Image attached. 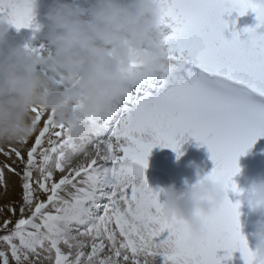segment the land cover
Listing matches in <instances>:
<instances>
[{
  "label": "snow or ice",
  "instance_id": "snow-or-ice-1",
  "mask_svg": "<svg viewBox=\"0 0 264 264\" xmlns=\"http://www.w3.org/2000/svg\"><path fill=\"white\" fill-rule=\"evenodd\" d=\"M160 2L161 23L170 30L169 73L154 95L151 81L129 74L133 83L113 118L104 125L93 120L92 151L83 160L74 163L79 144L67 128L38 108L27 152L0 147V154L23 165L20 172L3 165L19 177L21 203L15 221H0V264H152L157 255L163 264H228L236 252L243 264H254L241 233L240 200L226 196L204 220L206 238L193 244L186 227L161 214V189L148 186L145 172L153 148H169L179 159L191 138L210 154L214 166L207 178L226 193L243 195L233 180L238 160L264 138V38L242 42L236 21L230 29L225 17L251 10L257 23L244 31L264 33V11L250 0ZM33 3L0 0V19L38 32ZM0 187L7 192L3 169ZM6 207L17 214L12 204Z\"/></svg>",
  "mask_w": 264,
  "mask_h": 264
},
{
  "label": "clouds",
  "instance_id": "clouds-1",
  "mask_svg": "<svg viewBox=\"0 0 264 264\" xmlns=\"http://www.w3.org/2000/svg\"><path fill=\"white\" fill-rule=\"evenodd\" d=\"M250 2L264 11V0ZM36 7L34 0V19ZM161 17L160 0H95L87 19L81 7L68 0H51L44 14L46 36L35 47L39 51L9 44L13 25L0 19V144L26 142L36 131L33 109L38 108L64 125L79 152L87 154L89 137L97 130L93 120L104 125L113 118L133 83L130 73L141 81L168 75ZM237 33L248 45L264 38L259 28ZM160 195L161 214L186 227L192 243L198 244L207 235L204 220L228 193L205 175L193 186L170 184ZM242 196L250 212L261 218L254 224L251 251L254 264H264V179L253 180Z\"/></svg>",
  "mask_w": 264,
  "mask_h": 264
},
{
  "label": "rangeland",
  "instance_id": "rangeland-1",
  "mask_svg": "<svg viewBox=\"0 0 264 264\" xmlns=\"http://www.w3.org/2000/svg\"><path fill=\"white\" fill-rule=\"evenodd\" d=\"M51 0H36L37 7L35 9L36 15L34 22L35 24L39 25V31L33 32L32 29H20L17 31L14 27L9 30L7 35V41L9 44L15 45H29L31 47H38L43 41L46 36V21L44 20V14L47 10L48 5L50 4ZM80 2V1H79ZM72 3L74 6H77L78 3ZM85 2V3H84ZM94 0H82V3H79L81 7L84 17L88 18V11L91 7L94 6ZM118 3H124L126 0H117ZM89 3V4H88ZM85 4H87L85 6ZM85 8V9H83ZM89 9V10H88ZM87 10V11H85ZM86 12V13H85ZM86 15V16H85ZM229 21V27L231 29V22L233 20L236 21V30L239 31L245 27H254L257 23L255 19V13L249 10L244 16L240 17L237 14L232 13L230 17H225ZM243 21V22H242ZM243 23V24H242ZM241 24V25H240ZM241 27V28H240ZM168 32H166L167 34ZM226 38H230V32L225 33ZM39 37V38H38ZM38 38V39H37ZM37 39V40H36ZM39 41V42H38ZM38 42V43H37ZM6 50V49H5ZM151 84L154 86L151 89H148L150 94H155L156 88H158L161 84L159 79L151 80ZM36 133H34L29 139L27 145H20V144H0V147L5 149L9 147H17L22 150V152L26 153L28 148H30ZM189 142L193 143L192 139L189 138ZM207 149H204L203 152L205 153ZM88 151H92L91 145H88ZM169 148H153L151 154L148 157V168L145 172V177L148 183V186L155 190L166 188L170 184H175L177 188H182L183 185L193 186L198 182L200 177H203L211 172L213 168L212 161H208L203 159L198 154L188 155H181L179 159L173 158L169 152H171ZM166 157H164V156ZM246 158L244 162H238L239 167L241 168V172H244L247 167H257L260 168L262 164H264V138H260L255 145L247 152L245 155ZM176 157V154H175ZM181 158H184L181 161ZM84 159L83 153H78L74 159V163L79 162ZM164 161V162H163ZM180 162V163H179ZM4 164H8L14 167L17 172L22 171L23 165L15 159V156L12 155L11 158L0 154V169L4 171V177L7 184V192L3 187H0V193L5 195V200L3 203H0V208H3V212H0V221L5 218H10L13 221L19 217V205L21 203V188H20V180L19 177L13 173L7 171V169L3 168ZM179 164L182 167L185 176L179 177L177 171H182L179 169ZM59 174H57V177ZM181 179V180H180ZM161 180V181H160ZM245 189L243 191H247ZM229 199L235 203L237 200L241 201V208L239 209L242 215V226L245 227L246 224L254 225L257 220L261 219L259 216L250 212L249 207L244 201L243 196H236L233 193H228ZM41 199L44 197L41 196ZM160 203H163V196L160 195L159 197ZM12 204L17 208V214L13 216L7 209V205ZM27 214V212L25 213ZM247 216H251L250 219ZM246 223V224H245ZM2 234V233H0ZM223 251H219L217 256H222ZM152 264H163V258L159 255L152 259Z\"/></svg>",
  "mask_w": 264,
  "mask_h": 264
},
{
  "label": "bare ground",
  "instance_id": "bare-ground-1",
  "mask_svg": "<svg viewBox=\"0 0 264 264\" xmlns=\"http://www.w3.org/2000/svg\"><path fill=\"white\" fill-rule=\"evenodd\" d=\"M80 1V2H79ZM68 2L70 3H82V0H68ZM95 2V0H94ZM94 2H91V5L92 3ZM78 5L80 6L81 4ZM85 3V2H84ZM89 4V3H88ZM77 5V6H78ZM87 4H85L86 6ZM93 6V5H92ZM81 7H83V5H81ZM87 7V6H86ZM85 9V8H83ZM89 10V9H88ZM87 11V10H85ZM86 13V12H85ZM236 14V13H235ZM86 16V15H85ZM243 22V21H242ZM243 24V23H242ZM241 25V24H240ZM237 28V27H236ZM241 28V27H240ZM170 30L169 29H165V32H169ZM39 38V37H38ZM37 38V39H38ZM36 39V40H37ZM39 42V41H38ZM37 42V43H38ZM30 45V44H29ZM37 47V46H36ZM39 47V46H38ZM193 143H190L189 142V138H186V142L182 144L181 148H180V151L184 154V155H192V154H198L200 155L203 159L205 160H208L210 161V154L208 153V151L206 150V152L204 153L203 150L204 149H207L206 147H203V146H199L197 144V142L192 139ZM158 148V147H156ZM169 154L173 157V158H177V156L175 157V154L173 151L169 152ZM164 156V155H163ZM165 157V156H164ZM166 158V157H165ZM246 156L243 155L239 158L238 162H244ZM184 158H181V161H183ZM164 162V161H163ZM180 163V162H179ZM179 169H181L182 171H177L178 172V175L179 177H183L185 176L184 174V171L182 169V167L180 166L179 164ZM256 179H264V164L261 165L260 168H257V167H247L246 170L244 172H240L239 175L233 177V180L234 182L237 184L238 188L239 189H242V190H245V189H248L249 188V185L250 183L253 181V180H256ZM181 180V179H180ZM161 181V180H160ZM185 185L182 184L181 187H184ZM5 200V195L0 193V203H3ZM248 219L251 218V216H247ZM252 219V218H251ZM240 222H241V233L242 235L245 236L248 244H249V248L250 250H253L254 249V245H255V239H254V225L252 224H246L245 227L242 226V215L240 216ZM219 254V252L217 253V255ZM224 255V253H222V256ZM228 264H243V261L241 260L240 258V254L239 252H236V253H233V259L228 262Z\"/></svg>",
  "mask_w": 264,
  "mask_h": 264
}]
</instances>
